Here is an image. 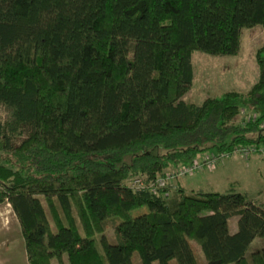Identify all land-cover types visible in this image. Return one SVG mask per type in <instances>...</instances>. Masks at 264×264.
Listing matches in <instances>:
<instances>
[{"label":"trees","instance_id":"obj_1","mask_svg":"<svg viewBox=\"0 0 264 264\" xmlns=\"http://www.w3.org/2000/svg\"><path fill=\"white\" fill-rule=\"evenodd\" d=\"M255 25L264 0H0V203L25 264H132L133 252L139 264H264V207L245 194L128 184L202 151L264 144V41L247 91L180 99L191 51L233 56Z\"/></svg>","mask_w":264,"mask_h":264},{"label":"rangeland","instance_id":"obj_2","mask_svg":"<svg viewBox=\"0 0 264 264\" xmlns=\"http://www.w3.org/2000/svg\"><path fill=\"white\" fill-rule=\"evenodd\" d=\"M263 41L264 30L261 26L255 25L241 30L238 51L233 56L209 55L196 50L191 51V85L180 99L184 102L199 104L207 97L219 96L228 90L247 91L257 77L254 55ZM247 114H250V111L242 107L241 111L233 117L232 122L240 123ZM9 118V110L0 105V123ZM25 135L26 133L23 132L22 135L14 137L12 139L13 144H18ZM216 153L214 151H202L198 153L196 159L199 160L206 155L213 156ZM124 161L127 162L128 159H124ZM175 168L169 166L164 173L174 172ZM134 178L130 179L129 185ZM169 186L171 188L180 187L185 192H190L192 188H203L206 191L224 193L231 188L236 192L245 194L248 200L264 205V157L256 152H252L248 157L234 153L224 159L217 160L210 170L202 168L190 176L175 177ZM144 211L145 207L142 206L133 210L132 215ZM46 215L50 220L47 210ZM235 220V217L228 220L229 232L235 230ZM103 234L109 242H114L111 220H106ZM190 244L196 261L204 263L198 245L193 241ZM260 247H262V239L256 237L248 245L246 253ZM130 259L132 264H139L137 253L133 252ZM24 263H26V255L18 224L8 204L2 202L0 203V264ZM53 264L55 263L53 262ZM152 264L157 263L153 261ZM168 264H175V260H169Z\"/></svg>","mask_w":264,"mask_h":264},{"label":"built area","instance_id":"obj_3","mask_svg":"<svg viewBox=\"0 0 264 264\" xmlns=\"http://www.w3.org/2000/svg\"><path fill=\"white\" fill-rule=\"evenodd\" d=\"M260 127H264V120L260 123ZM252 152H256L264 157V145H257L255 148H248V147H238L233 148L231 152H217L215 155H206L201 157L199 160L195 159L191 163L183 164L176 167L174 172L171 173H164L162 176H157L153 181L148 184H144L141 177H135L130 184L132 188H142L148 187L152 191L156 187H161L165 184L170 185L172 183V179L179 176H190L195 171L205 168L210 170L214 167V164L217 160L224 159L225 157L230 156L231 154L237 153L242 155V157H248Z\"/></svg>","mask_w":264,"mask_h":264},{"label":"crops","instance_id":"obj_4","mask_svg":"<svg viewBox=\"0 0 264 264\" xmlns=\"http://www.w3.org/2000/svg\"><path fill=\"white\" fill-rule=\"evenodd\" d=\"M227 181V180H226ZM226 187H228L227 185H226ZM190 191H206V190H204L203 188H192ZM261 203V202H260ZM259 204V203H258ZM261 205V204H260ZM263 207H264V205H262ZM25 264V263H24Z\"/></svg>","mask_w":264,"mask_h":264}]
</instances>
